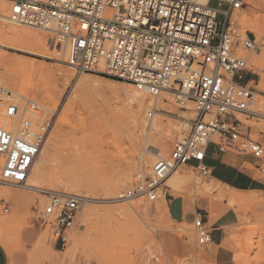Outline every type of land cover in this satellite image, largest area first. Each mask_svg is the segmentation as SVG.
<instances>
[{
    "label": "built area",
    "instance_id": "2783aa9c",
    "mask_svg": "<svg viewBox=\"0 0 264 264\" xmlns=\"http://www.w3.org/2000/svg\"><path fill=\"white\" fill-rule=\"evenodd\" d=\"M10 21L45 31L49 43L62 51L77 74L103 76L132 84L154 99L164 92L180 104L193 101L197 115L186 137L178 140L168 159H158L149 174L139 173L116 202L147 198L156 202L167 179L182 166L211 176L205 165L207 150L252 156L253 168L264 177V145L252 138L249 120L264 119L254 108L253 89L244 83L250 72L249 55L261 52L264 35L238 34L233 13L250 7L251 0H214L227 6L222 12L193 0H7ZM264 1V0H263ZM226 21L220 30L219 16ZM245 50L247 57L239 52ZM44 108L21 94L0 86V187L23 189L44 135L52 122L33 119ZM156 106L147 113L148 129ZM246 131V132H245ZM167 194H165V197ZM85 198L53 193L48 204L35 208V223L47 230L59 247H66L77 228ZM0 210L10 212L6 199ZM200 245L211 241V230L201 216L194 221Z\"/></svg>",
    "mask_w": 264,
    "mask_h": 264
},
{
    "label": "rangeland",
    "instance_id": "374dc122",
    "mask_svg": "<svg viewBox=\"0 0 264 264\" xmlns=\"http://www.w3.org/2000/svg\"><path fill=\"white\" fill-rule=\"evenodd\" d=\"M256 1V4L252 1L251 6L241 12L252 21L258 19L261 30L258 32L249 26L236 24L238 34L250 32L259 38L264 35V1ZM0 4L10 7L4 0H0ZM210 6L222 12L227 10V6L221 7L214 0L210 2ZM225 21L226 16L222 13L219 16L220 30ZM11 24L28 31L44 32ZM48 48L49 51H43L48 57L16 51L9 47L0 49V64L4 62L10 67L7 71L0 65V86L55 110V113H47L45 109L38 113L45 116V121L52 122L44 135L43 143L46 145L51 142L53 152L39 159V164H45L46 177L41 184L42 189L34 193L29 208L21 211L15 207L6 194V191H14L15 188L0 187V198L6 199L10 205L9 213L0 210V244L8 253L15 252V261L18 264H212L208 246L199 244L194 224L175 223L170 219L169 211L164 209L144 215L140 206L155 208L161 194H167L166 200L170 197L192 201L202 196L214 197L216 193H203L200 188L203 185H212L222 190L221 186L211 176L202 175L196 168L185 165L171 175L189 177L191 181L189 180L184 191L171 192L163 186L156 202H150L147 198L131 203L116 202L119 193L132 186L135 176L139 173H151L155 160H158L150 152L156 147L155 141L159 135L153 131L148 134V122L145 126L141 123L138 131L134 132L127 117V109L132 108L136 102H131L134 97L130 91L139 89L131 84L113 82L103 76L77 74L66 64L62 51L53 50L50 43ZM262 52L264 53V47L261 52L249 55L250 72L244 77V83L253 89L254 109L264 113V65H255L253 62L254 57ZM50 53H56L59 61ZM240 56L247 57L248 53L241 50ZM46 93H50L53 99L45 100ZM145 95L151 101L152 107L155 99L149 93ZM166 101L168 103L165 106L156 105L155 118L159 121L154 122L172 127L170 138L167 139L171 145L169 144V149L162 155L164 159L169 158L174 144L188 135L191 123L197 115L194 102L192 105H181L173 95ZM147 113L148 109L142 115L146 120ZM237 117L246 127H250L252 138L260 142V133L264 132V119L249 120L240 114ZM33 122L37 131L39 122L37 119H33ZM187 125L189 128L186 130ZM76 144L88 145L92 152L91 160L75 164L62 163V152L75 148ZM149 157L151 160L147 162L146 158ZM245 167L248 173L263 179L261 173L252 165L246 164ZM125 173L128 178L119 183L118 191L107 194L106 185L119 182ZM73 184H77L76 187ZM53 193L78 195L86 200L78 226L71 233L68 245L63 248L55 244L47 230L35 223L34 209L44 208ZM238 200L237 208L243 216L241 225L231 229V235L246 254L264 258V217H247L253 211L257 199ZM179 206L178 203L173 205L174 212L179 211ZM128 207L132 212L120 211ZM27 229L37 232L38 239L31 244L23 240Z\"/></svg>",
    "mask_w": 264,
    "mask_h": 264
},
{
    "label": "bare ground",
    "instance_id": "6f19581e",
    "mask_svg": "<svg viewBox=\"0 0 264 264\" xmlns=\"http://www.w3.org/2000/svg\"><path fill=\"white\" fill-rule=\"evenodd\" d=\"M4 1L8 2L7 0H4ZM193 1H196V2L201 3V4H207L208 3V0H193ZM252 1L255 4L257 2L256 0H251L250 4ZM8 4H10V3L8 2ZM9 8H7V6H5V5L0 4V49L3 47L4 48L9 47V48L16 50V51L30 53L32 55H38V56L44 57L45 55H44L43 51H45V50L49 51L48 44H49V36L50 35L45 31L43 33H37V32L28 31V30L20 29L18 27L13 26L11 24L12 22L9 19V17H10ZM236 24H239L240 26H249L253 30H256L258 32L261 30V27H262L261 23L259 22L258 19L252 21V20L246 18V16L244 14H242L241 11H238V10H236L232 16V25L234 27V30H236L235 29ZM235 32L237 33V30ZM12 43H22L23 46L22 45L17 46V45H14ZM53 50H54V48H53ZM239 54H240V52H239ZM50 55L55 57L56 61L58 60L56 53H50ZM45 57H48V56H45ZM253 62L255 63V65H260V64L264 65V53L262 52L261 54L255 56L253 59ZM0 65L5 67L7 69V71L10 70L9 65H7L6 63L2 62ZM86 79H88V77ZM113 82H115V81L113 80ZM116 83H118V82H116ZM124 84H128V83H124ZM139 91L148 93L145 90H139ZM139 91H135V90L130 91L134 97L133 99H131V102L134 100H136V102L133 104L134 106L132 108L127 109V115H128L127 117L129 118V120L132 123V130L134 132L138 131L139 127H141V123L144 124V126H145V123H147V120H146V118L144 119L142 115L144 114V111L146 109L149 110L151 108V101L148 99L147 95H145V93L143 94ZM171 96H172L171 93H168V92L162 93L159 98L155 99L156 101L154 100V103L152 102V107L156 106L157 104L160 106L167 105L168 102L166 101V99H168V98L170 99ZM44 99L45 100H52L53 97L50 93H46ZM186 103H189V105H192L193 101H187ZM186 103L181 104V105H185ZM40 105L45 109V111L47 113H55V110L50 109V108L46 107L45 105H42V104H40ZM113 115H115V114L113 113ZM36 117H37L36 118L37 121L40 124L45 122V116L44 115L42 116V115L38 114ZM153 120H154V121H152L153 125L151 124L150 129H148V124H147L148 134L153 131V132H156L159 135V137H158L157 141H155L156 147L150 153H151L152 157H154V159H157V158L158 159H164V158H162V155L165 154L167 152V150L169 149L170 143L167 139L170 138L169 132L172 131V127L154 124V122L159 121L155 117ZM174 127L177 128V126H174ZM188 128H189V126L186 127V130ZM178 130H180L179 127H178ZM136 134H138V133H136ZM52 152H53V144L51 142L47 143L46 145H44V143H42L39 154H38L36 160L34 161L32 167H31V171L29 174L28 182H27V187H25L23 189H15L14 191H6V194L9 195L8 197L11 198L12 202H14V205H16L15 207H18L19 210L26 211L34 199V193H36L37 191L42 189L41 184L43 183V181L46 177V172H45V164H42V163L39 164V159L43 155L52 154ZM90 158H92V152L88 148V145L76 144L75 148L67 149L66 151L62 152L61 161H62V163L75 164V163H80L81 161L87 160ZM150 160H151L150 157L146 158L147 162H149ZM155 162H156V160H155ZM43 163H44V160H43ZM71 166L73 167V165H71ZM127 178H128V175H127V173H125L121 177L119 182H112V183H109L108 185H106V187H105L106 193L110 194V195L115 194L118 191L119 183L124 182L125 180H127ZM189 180L190 179L187 176H183L180 174H174L173 176H171L167 179L164 186L168 190H170L171 192H182V191H184L185 188H187L186 185L189 183ZM216 183L221 186V184L219 182H216ZM73 185H75V184H73ZM76 185L74 187H76ZM200 191L203 193H210V192L216 193L215 196L217 198L228 199L231 204H234L236 202L232 195H230L229 193H227L223 189L220 190L218 188H215V186H212V185H203L200 188ZM167 206H168V202L166 200L165 194H161V198L159 201H157V205L155 208H150L148 206L142 205V206H140V209H141L142 213H144V215H150L151 213L158 212V211L163 210V209L165 211H168ZM92 209L90 212H92ZM138 209H139V207H138ZM19 210H18V212H19ZM123 210H126L127 213L132 212L129 207L126 209L125 208L121 209L120 211L122 212ZM22 213H25V212H22ZM97 214H99V213H97ZM120 216H122V215H120Z\"/></svg>",
    "mask_w": 264,
    "mask_h": 264
},
{
    "label": "crops",
    "instance_id": "0c3cea01",
    "mask_svg": "<svg viewBox=\"0 0 264 264\" xmlns=\"http://www.w3.org/2000/svg\"><path fill=\"white\" fill-rule=\"evenodd\" d=\"M260 143L264 145V132L260 133ZM258 163L252 156L232 152L221 153L215 145H210L205 165L211 171L212 179L219 182L221 189L232 195L236 202L231 204L228 199L216 196H202L194 201L177 197H170L167 200L169 215L173 222L192 225L197 216L203 218L211 230V241L207 246L212 264H264V258L246 254L230 232L241 225L243 214L237 208L238 198H256L257 203L247 217L252 219L264 217V177L263 179L254 177L245 167L246 164L254 166ZM196 166L197 164L191 165L194 168ZM176 203L180 205L179 211L174 212L173 205ZM35 239H38V236L34 230L27 229L23 234L26 243L31 244ZM16 257L15 252L8 253L0 244V264H18Z\"/></svg>",
    "mask_w": 264,
    "mask_h": 264
}]
</instances>
